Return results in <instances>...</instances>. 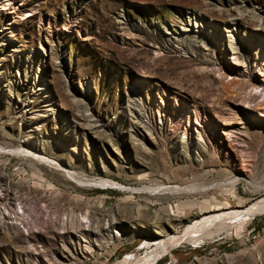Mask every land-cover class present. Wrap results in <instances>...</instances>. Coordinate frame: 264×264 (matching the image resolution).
<instances>
[{
  "label": "rangeland",
  "instance_id": "374dc122",
  "mask_svg": "<svg viewBox=\"0 0 264 264\" xmlns=\"http://www.w3.org/2000/svg\"><path fill=\"white\" fill-rule=\"evenodd\" d=\"M263 57L264 0H0V264H264V210L188 240L264 200Z\"/></svg>",
  "mask_w": 264,
  "mask_h": 264
},
{
  "label": "bare ground",
  "instance_id": "6f19581e",
  "mask_svg": "<svg viewBox=\"0 0 264 264\" xmlns=\"http://www.w3.org/2000/svg\"><path fill=\"white\" fill-rule=\"evenodd\" d=\"M7 5V4H6ZM4 9V8H3ZM2 9V10H3ZM192 17V16H191ZM193 17H194V20L196 21V19H199V20H201L197 15H193ZM235 49L236 48H232V50H233V53L231 54V55H234V56H232L233 57V59H235V61H236V59L238 58V56H239V54H238V52L237 51H235ZM206 57V56H205ZM264 58V57H263ZM174 61V60H173ZM195 60H177V61H174V62H172V67H170V68H168L167 70H166V72L164 73V78L165 79H172V78H175V77H177L178 75H179V72L178 71H180V70H186V71H184V72H187V76L190 78V79H192V80H194V79H198V77H199V69H197V68H193V67H195V62H194ZM263 63H264V60L262 61ZM202 63H204L205 64V62H200V64H202ZM262 63V64H263ZM261 64V65H262ZM262 69L264 70V66L262 67ZM209 70H212V69H209ZM212 72H213V70H212ZM182 74V73H181ZM184 74V73H183ZM186 75V74H185ZM135 96L137 97V98H141L142 97V95H141V91L140 90H137V93L135 94ZM142 99H143V97H142ZM146 99H147V97H146ZM253 100V99H252ZM252 102V101H251ZM139 99H137V101H135V114H136V116H137V118H138V120H141V117H142V113H143V111H142V109H141V107H140V105H139ZM261 105V104H260ZM133 111V112H134ZM160 111V110H159ZM199 149L198 148V146H197V142H186L185 141V145H184V149H185V151L184 152H188V150H190V149ZM24 153V152H23ZM26 153V152H25ZM38 153H40V151H38ZM37 153V154H38ZM26 155V154H25ZM39 155V154H38ZM35 162H37V161H35ZM41 162H39V164H40ZM42 164V163H41ZM74 176V175H73ZM72 178H74V177H72ZM75 180H77L78 181V183L80 184V186L79 187H81V188H91V187H97V186H113V187H116V188H119L120 190H125L124 189V187H120V186H118V185H116L113 181L112 182H108V181H99V182H97V181H93V180H87V179H84V178H81V177H76L75 178ZM231 180V183H233V179H230ZM229 180V181H230ZM235 185V184H234ZM252 186V189L253 190H257V189H263L264 190V186H255V185H251ZM250 186V187H251ZM255 187V188H254ZM206 188H204V186L202 185V186H195V187H188L187 189H164V187L163 188H161V187H150V189H148L147 191H145V192H148L149 191V194L150 195H159V194H161L162 195V193H164V192H170L171 194H178V195H199V196H201V195H204L205 193H206ZM204 193V194H203ZM247 205H251V203L250 202H243V201H240V205L238 206V208H244V209H246L247 207ZM246 207V208H245ZM231 209H234V208H232L230 205H229V203H227V206H221V207H215V208H213V209H211V210H209L208 212H204V216H205V221H204V223L201 225V227H199L198 229H197V227H195L192 231L193 232H191V233H193L192 235H193V237H195V238H197V239H195V238H192V239H189V238H191V237H189L188 235V240L190 241V240H192V242H194V241H199L200 239H203V237L205 236L206 237V235H208V233L210 234V232H209V230H207V229H211V230H213L212 232H211V234L212 233H220V232H222V231H224L225 229H227V228H229V227H231L232 226V224H234L235 222H236V219H238L239 217H242V216H251V215H253V214H256L257 212H260V211H262V210H264V200H262V201H260V202H258V203H256L255 205H251L248 209H246V210H242V211H240V210H238V211H233V212H229V211H231ZM146 211L147 210H143V213H141L144 217H147L148 215H147V213H146ZM139 213H140V211H138ZM142 212V211H141ZM139 215V214H138ZM138 215H137V217H138ZM136 216V215H135ZM203 216V215H202ZM246 217V218H247ZM244 218V217H243ZM140 219H142V218H140ZM139 219V220H140ZM235 219V222L233 221ZM118 219L117 218H114L113 220H109V221H107L105 224H102V223H100V222H95V223H91L89 226H86V227H89L88 228V230H85L84 229V231L86 232H89V234L90 233H95V232H102V230L103 231H105L106 229H111V228H114V229H116V225H117V223H120V221L118 222L117 221ZM89 221H91V220H89ZM234 223H233V222ZM72 223H73V220H72ZM162 223V222H161ZM160 222H156V224L159 226V227H161L162 226V224H161ZM89 224V223H88ZM235 224H237L238 226H239V228H240V225L241 224H243V222H241V221H237V223H235ZM104 225V226H103ZM236 225V226H237ZM242 226V225H241ZM78 227V226H77ZM105 227V228H104ZM73 230V229H72ZM78 230V229H77ZM76 230V231H77ZM79 230H81V229H79ZM207 231V232H206ZM71 232V231H70ZM190 232V231H189ZM188 232V233H189ZM67 233V232H66ZM162 233H164V232H162ZM202 233H204V234H202ZM88 234V235H89ZM99 235V234H98ZM199 235V236H198ZM201 235V236H200ZM114 237L113 238H116L117 237V235H113ZM116 236V237H115ZM191 236V235H190ZM163 237H166V234H164V236ZM202 237V238H201ZM165 239V238H164ZM186 239H187V237H186ZM194 239V240H193ZM204 240V239H203ZM178 241V240H177ZM174 238H173V240H171V241H169V242H167V243H165L163 240H160L159 241V243L157 244V249H156V251H154L155 253H154V255H152V256H149L147 259H145V260H142V261H140V263L139 264H149L155 257H157V254H159V253H161V252H163V251H166V250H168L169 248H171L174 244L176 245V243H178ZM182 241H185V240H181L180 242H182ZM174 247V246H173ZM68 260V259H67Z\"/></svg>",
  "mask_w": 264,
  "mask_h": 264
}]
</instances>
